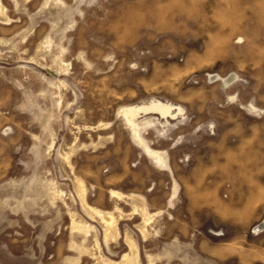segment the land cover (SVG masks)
<instances>
[{"label":"rangeland","instance_id":"1","mask_svg":"<svg viewBox=\"0 0 264 264\" xmlns=\"http://www.w3.org/2000/svg\"><path fill=\"white\" fill-rule=\"evenodd\" d=\"M261 206L264 0H0V264H239Z\"/></svg>","mask_w":264,"mask_h":264},{"label":"crops","instance_id":"2","mask_svg":"<svg viewBox=\"0 0 264 264\" xmlns=\"http://www.w3.org/2000/svg\"><path fill=\"white\" fill-rule=\"evenodd\" d=\"M263 212L264 206H261L256 209L253 217L260 218ZM263 231L264 230H262V232ZM256 235H259V233ZM242 241V238H240L217 246L204 243L202 251L204 257L212 261L215 260L219 262L228 259H236V262L239 264H264V245L245 247L242 245Z\"/></svg>","mask_w":264,"mask_h":264},{"label":"bare ground","instance_id":"3","mask_svg":"<svg viewBox=\"0 0 264 264\" xmlns=\"http://www.w3.org/2000/svg\"><path fill=\"white\" fill-rule=\"evenodd\" d=\"M155 105V104H154ZM148 106V105H147ZM154 107V106H153ZM166 107V106H165ZM155 108H157V107H155ZM143 109V108H142ZM163 109V108H162ZM161 109V110H162ZM136 111V110H135ZM152 112H154V111H152ZM161 113V112H160ZM164 114V113H163ZM129 118V117H128ZM133 132V131H132ZM161 161V160H160ZM259 227L261 228V227H264V220H263V222L261 223V225L259 226H256V230H258L259 229Z\"/></svg>","mask_w":264,"mask_h":264}]
</instances>
